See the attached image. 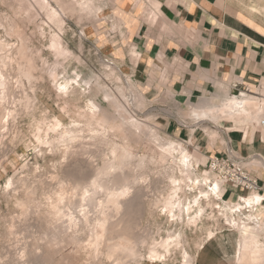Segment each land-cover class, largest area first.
Listing matches in <instances>:
<instances>
[{"label": "bare ground", "instance_id": "1", "mask_svg": "<svg viewBox=\"0 0 264 264\" xmlns=\"http://www.w3.org/2000/svg\"><path fill=\"white\" fill-rule=\"evenodd\" d=\"M4 1L8 4L11 1L15 5H12L13 17L0 16V28L5 36L0 34V73L6 74L7 85V104L6 107L0 108V121L7 112H12L13 116L9 123H0V152L5 147L9 125L14 130V134L8 139L9 143L13 144L19 140L25 143L24 133L18 129V124L20 120L30 118L27 128L36 138L39 150L46 147V152L49 150L51 156L59 157L57 160L50 157L51 172L48 175L50 184L46 180L37 179L35 184L26 186L28 182L25 183L23 180L25 178H16L15 174L8 176L5 182L7 183L9 178L13 180V187L4 188L6 191H16L15 183L25 185L17 200L21 215L27 216L31 211L38 213L41 228L39 234L42 233L45 245L50 249L33 254L39 260L38 263L70 264L78 253H83L90 259L88 264H100L102 259L107 260L109 264H140L142 261L164 263L177 261L179 264H194L195 253L201 247L202 241L214 235L211 229L203 225L202 220L222 219L228 227L235 229L239 234L237 264H264V209L262 210L260 206L262 197L249 192L244 197L233 193L229 200H225L223 195L227 188L234 191L239 189L231 182L220 179L211 171L209 165L200 163V150L197 146L189 145L195 138L194 131L197 128L209 139L217 137V131L204 126V122H233L238 125L246 122L260 126V120L264 119V97L246 96L249 93L244 91H241V95L236 93L224 97H220V94L203 96L195 102H190L188 97L185 104L191 107L189 117L195 125L190 127L189 141L184 144L175 136L169 133L161 134L155 126L133 118L127 113V105L142 107L143 102L140 99L143 94L135 93L137 86L131 87V93L124 95L119 90L122 97L120 99L100 83L98 75L93 74L90 78L76 75L74 78L61 75L58 68L42 71V68L38 67L37 58L28 51L29 38L20 28L16 18H21L19 20L21 22L23 19L31 21L36 13L42 11L47 19L56 21L58 30L51 36V52L56 58L64 55L67 59L72 57V52L66 50L63 45V16H79L80 11H83L98 17L103 5H110L111 0H97V3L96 0ZM9 37H13L15 41L12 42ZM74 60L78 63L79 57H74ZM110 65L113 63H109L105 76L118 82L120 79L114 75V69H110ZM46 83L50 93L55 96L57 106L69 118V122H63L56 115H48L45 110L42 116L35 117V109L38 108L36 92ZM61 84L69 85L67 95L59 91ZM87 87H90V90H87ZM98 87L102 89L101 94L97 91ZM100 95L106 105L98 98ZM90 106H94L96 111H91ZM182 118L185 120V117ZM219 139L222 143L223 137ZM157 140L167 143L157 145ZM149 143L152 146H149ZM168 144L174 145L175 149L170 153H162L161 149L167 148ZM9 150L4 149L3 152L7 154ZM113 151L117 152L116 157L111 156ZM125 153L133 157L129 162L131 166L120 172L128 181L127 193L121 192L120 185L106 187L101 184V187H106V191L98 197L97 206L103 202V207L98 213L96 209H90L93 215L84 224H69L68 227L73 231L68 233L63 219L52 207L56 201L50 202L49 198L61 193V186H63L61 194L66 196L68 191L78 185L90 184L106 167L120 168L124 163ZM184 158L189 161L187 168L180 163ZM141 160L144 161V167L137 170L135 165ZM2 162L3 160H0V168ZM207 162L209 163V157ZM24 167L23 164L22 168ZM181 173L185 175L182 176ZM36 177L38 178L37 175ZM174 179L181 181L179 192H174L172 184ZM188 180L191 181L190 184ZM187 189L192 191L189 192ZM152 190L156 192L154 198H150ZM37 195L43 196L42 199L38 200ZM173 196L178 197L179 205L186 209L182 212L181 207L177 206L172 213L176 219L161 211L163 205ZM196 197L201 199L197 202ZM145 199H148L147 204H144ZM189 202L194 204L191 209L188 208ZM158 208L169 228L165 230L157 228L156 231L154 229L155 235H152L153 232L140 229L141 219L145 214L151 215V212ZM86 228L87 236L81 239L80 236L84 235ZM202 229L204 239L195 240L193 234ZM88 236L92 237L90 243ZM63 245L73 246L74 252L71 255L59 254V246ZM192 248L194 252L191 251ZM160 257H163V260Z\"/></svg>", "mask_w": 264, "mask_h": 264}, {"label": "rangeland", "instance_id": "2", "mask_svg": "<svg viewBox=\"0 0 264 264\" xmlns=\"http://www.w3.org/2000/svg\"><path fill=\"white\" fill-rule=\"evenodd\" d=\"M111 1L109 2L111 3L110 5L108 4L107 6L103 5V10L98 14V17H95L91 14L88 15L87 12H83V11H80L79 16L78 15H72V16L67 15L68 17L66 15L63 16V21H64L63 31H62L63 45L66 50H70L72 52V57L67 59L65 58L64 55H60L58 58H56L51 52V48H52L51 36L54 33H56L58 30L56 21H51L47 19L42 11H39L38 13L35 14L34 16L35 18H33L34 20L31 19V21H29L28 19L26 20L22 18L23 22H21L19 21L21 20V18L19 17H18L19 19L16 18V20L17 22H19V26L23 30L25 35L29 38V44L27 49L37 58L36 60L38 62V67L42 68V71H48L49 69L58 68V71L61 75L63 74L64 76L67 75L69 77H74V78H76V75H80L82 78H86V77L90 78L93 74L98 75L100 78V83L101 84L103 83L106 86L107 90L110 89L111 93L118 96V98L120 97V99H122L121 95L119 94V90L122 93V95H124L131 93V87L137 86L135 89L136 90L135 93L139 94L142 93L141 92L142 87H140L141 86L140 83L135 82L132 75L131 76L134 82L130 78L129 76L130 74L125 65V60H123L122 57L123 54L120 53L119 55L117 54V50H121L122 46H127L126 39L128 37L126 35L127 34L126 26L130 24V22L128 21L130 19L127 17L126 12L124 10L117 9L118 8L117 5L120 4V6H124V4H126L128 0H111ZM95 3H97V0L95 1ZM148 3L149 5L146 7L144 14L142 16L143 20L145 21H147L148 19L151 20L155 16V13L159 12V9L161 7L160 4L155 0H148ZM12 5L14 6L15 4L11 3V1L8 4L5 3L4 0H0V16L13 17L14 14L12 11ZM153 10H156L157 12L154 13ZM245 14L247 16V13ZM20 17L22 16L20 15ZM255 17H256L255 19L253 18L252 19L258 22L262 26V29L264 31L263 17L261 16H255ZM128 29H129L128 36H130L131 28L128 26ZM0 34L3 37H5L1 28H0ZM9 39H12L11 40L12 42L15 41L13 37L12 38L9 37ZM76 56L79 57L78 63L74 60V57ZM136 59L137 56H131L130 60L128 61L134 64V60ZM109 63H113V65H110V69H114V75L120 79L118 82H116L113 78L111 79L105 76L106 72H108ZM116 86H119L120 88L117 89ZM220 87L221 86H216L215 89L205 93L206 97L216 96L217 94H220V97L229 95V93L225 90V88L222 87L220 88ZM87 90H90V87ZM97 91L100 92L101 94L102 89L98 87ZM224 92H226L225 95ZM236 93L237 92L234 91L231 92V94H236ZM170 95L168 96L162 95L156 99H148L146 96L145 98L142 95L143 97L140 99L143 102L142 107L141 108L136 107L134 104L127 105L126 111L131 117L141 121H145L147 124L151 126H155L156 128L159 129L161 134L169 133L165 129L166 123L168 122L169 118H175L182 125L183 129H186V133L189 134L190 127L194 126L195 123H193V121L190 120L189 117L191 113V107H188L185 104V100L188 97L184 98L183 101H178L174 99H169ZM246 96L256 97L257 95L249 93L246 94ZM98 98L102 99V95H100ZM198 99L199 98H193L190 100V102H195ZM36 101L38 104V108L35 109V117L39 118L40 116H42L44 113L43 110H45L46 112L49 113L48 115L53 114L59 117L63 122H69V118L64 113H62L59 107L57 106L55 96L50 93L47 83L41 88H39L38 91L36 92ZM102 102L106 105L103 99ZM165 111H169L171 113L168 114ZM182 117H185V120H183ZM180 120L183 121L181 122ZM29 121L30 118L22 119L19 122L20 124H18V129L22 130L23 131L22 133H24L23 135H24L25 143L24 142L21 143L22 141L20 140L18 142L17 141L14 142L13 144L9 143L10 140L8 139H10L11 135L14 134L13 128L9 125L8 128L9 127L10 128L8 130V134H6L7 138L4 143L5 146L4 149L5 151L8 149L10 150L7 152V154L3 152L4 149L2 152H0L1 154L0 160H3L2 168H0V264H15V262H19V264H24L25 261L29 262V264H39L38 263L39 260L33 254L40 253V251L42 252L45 250H50L49 247L45 245V241L42 233H41L42 236L39 234L41 232V228L39 227L38 213L31 211L30 213H28L27 216H23L20 213V207L17 204V200L18 197L22 194L25 185H22L21 183H15L14 186H16V191L14 190L6 191V189H4L5 188L4 185L6 184L5 182L7 177L11 176L12 174H15L16 178H21V179L25 178L23 179L25 183L28 182L26 186L35 184L37 179L46 180L47 183L49 182L48 184H50V179L48 175L49 172H51V167H50L51 161L49 160L51 158L57 160L59 157L58 155L56 157L51 156L49 154V150L48 152H46L47 149L46 147H41V149L39 150V147L37 146L36 138L32 134H30V131L27 128L28 126L27 123H29ZM203 125L207 126L208 128L215 129L219 134V135L217 134V137L213 139H209L204 135L201 129L199 128L195 129L194 134L197 136V138L205 137V140L207 141L208 144L217 143L219 145L220 144L227 145L226 143L228 141V138L227 139L225 138L227 137L226 133H229V130L235 128L238 129V124L233 122L214 123L212 121L210 123L204 122ZM175 137L183 141L184 144L188 143L189 141V136H183V137L175 136ZM222 137L225 142L221 143L219 141L220 140L219 138ZM148 145L152 146V144L150 143ZM189 145L193 147L197 146V148L201 152L200 163H203L206 166H208L207 160L208 157H210V154L205 153L203 148L198 146L199 145L198 143H194V139L192 142H189ZM202 153L206 155H202ZM23 164L25 165L24 168H22ZM47 167L50 170L47 169ZM38 168L40 172L37 171ZM36 175L38 176V178L36 177ZM41 176L42 178H40ZM47 177L48 179H46ZM151 195L152 196H150V198L152 197L154 198L156 196V192L152 190ZM38 196L39 195H37L38 200L42 199L43 197L41 195L39 197ZM147 202L148 199H145L144 204H147ZM151 213H152L151 215L145 214L143 219H141L140 229L153 232L152 235H155L154 232L157 230V228H161L163 230L169 228V225L165 221L164 216L161 215V211L159 210V208L154 209ZM10 219H12L13 221ZM50 220L52 219L50 218ZM30 222L32 223V225ZM202 223L203 225L205 224L206 225L205 227L211 229L214 233L218 231L219 234L215 235L214 238L207 240L204 243L203 245L204 248L201 249V254L203 253L205 254L208 251H210L211 247L217 250L216 253L220 254V251H218L219 249H221V244H222L220 234L223 233L226 235L229 234V237L231 238L232 242H231V246H229V249L225 251L226 254L225 259L228 261L229 264H235L234 255L237 246H235L234 241L237 239V237L239 239V234L237 233V231L233 228L228 227L225 224L224 220L222 219H218L217 221L202 220ZM5 229L6 230L8 229V231H6ZM10 231L12 233H9ZM38 234L40 235V237ZM193 236L195 240L198 239L203 240L205 236L204 230L203 229L197 230L196 233L193 234ZM202 242H204V240ZM59 248H60L59 254L71 255L74 252L73 246L70 245L59 246ZM30 249H33V251H31ZM191 251L194 252V248H192ZM29 252L31 254H29ZM21 254H23V256H21ZM89 260L90 259L85 254L78 253L77 256L72 259L71 263L88 264ZM142 262L140 264H179L177 261L171 263L150 262V261H142ZM100 264H109V262L107 260L102 259ZM130 264H135V263H130Z\"/></svg>", "mask_w": 264, "mask_h": 264}, {"label": "crops", "instance_id": "3", "mask_svg": "<svg viewBox=\"0 0 264 264\" xmlns=\"http://www.w3.org/2000/svg\"><path fill=\"white\" fill-rule=\"evenodd\" d=\"M155 1L161 6L159 12L153 10L157 15L147 21L142 16L148 0H128L124 6L117 5V9L126 12L131 28L128 36L125 25L130 38L117 54H123L129 76L133 82L140 83L144 97L156 99L171 94L169 99L181 101L189 97L191 100L206 96L216 86L231 94L244 88L253 92L258 83L264 84V31L253 20L255 16L264 19V0ZM132 53L137 56L134 64L128 61ZM234 84H238L237 88ZM165 129L175 136H189L175 118L168 119ZM226 134L227 145L208 144L205 138H197L195 134L194 143L210 155L223 154L230 148L248 174L256 179L258 187L243 191L227 188L223 198L229 200L233 193L242 197L247 192L254 193L262 197L263 210L264 125L244 122ZM218 234L216 231L212 238ZM220 237V254L213 247L201 254L205 240L195 253L194 264H229L225 251L232 241L229 234ZM236 252L237 247L235 264Z\"/></svg>", "mask_w": 264, "mask_h": 264}, {"label": "snow or ice", "instance_id": "4", "mask_svg": "<svg viewBox=\"0 0 264 264\" xmlns=\"http://www.w3.org/2000/svg\"><path fill=\"white\" fill-rule=\"evenodd\" d=\"M5 73H0V108L6 107L7 101H6V90L7 85L5 82ZM69 85L68 84H61L59 87V91L65 95L68 94ZM91 111L95 112L96 109L94 106H90ZM13 116L12 112H7L4 116L2 121L0 123L7 124L10 121V118ZM59 126V125H57ZM161 143H167V141H161L157 140L156 144L159 145ZM175 149V146L172 144H168L167 148L161 149L162 153H170ZM117 152L113 151L111 152L112 157H116ZM124 163L121 165L120 168L116 167H106L105 169L101 170L95 179L91 181L90 184L87 185H78L74 189H71L67 192L66 196L61 194L63 193V186H61V193H57L55 196L50 197L49 201L55 200L56 203L52 205L54 209H56L57 214L61 216L63 219V222L66 225V230L68 233H71L73 229L71 227H68L69 224L72 225H82L85 222L88 221L89 217L93 215V213L90 211V209H96L97 213L99 212V209L103 207V202L100 203L99 207L97 206V200L98 197L103 195L106 191V187H111L113 184H117L121 186V192L127 193L128 187L126 186L128 184V181H126L121 175L120 172L123 171L125 167H130V161L133 160V157H131L129 154L125 153L123 157ZM180 163L183 165L184 168H187L189 166V161L187 158H184L180 161ZM136 169L139 170L144 167V161L141 160L140 163L136 164ZM39 171V169H37ZM181 175H185L184 173H181ZM185 179H187V176H185ZM188 183L190 184L191 181L188 180ZM199 184V181L196 182ZM103 184L106 187H101L100 185ZM174 192L180 191V185L181 181L174 179L172 181ZM6 189H11L13 187V180L9 178L7 180V183L4 185ZM187 191L191 192V189H187ZM203 193H201V196ZM111 197H109V200ZM201 199V197H196V201L198 202ZM251 203V198L249 200V204ZM177 206L181 207V211H185L186 209L183 208L182 205H179L178 197L173 196L171 197L161 208V211L166 215H172L175 208ZM194 206L193 202H189L188 208L191 209ZM72 213H75V215H72ZM67 214V215H66ZM76 217H79L80 219H76ZM177 217L175 215H172V219H176ZM88 229H85L84 235L80 236L79 233H77L78 236H80L81 239L84 238V236H87ZM89 243L91 242L92 237L88 236ZM98 240L99 237H96ZM23 256V254H21ZM161 260H163V257H160ZM15 264H19V262H15ZM24 264H29V262L25 261Z\"/></svg>", "mask_w": 264, "mask_h": 264}, {"label": "built area", "instance_id": "5", "mask_svg": "<svg viewBox=\"0 0 264 264\" xmlns=\"http://www.w3.org/2000/svg\"><path fill=\"white\" fill-rule=\"evenodd\" d=\"M237 86L238 84H234V88H237ZM241 91L264 97V84L258 83L256 90L253 92H250L247 88ZM241 91L238 90L237 94L241 95ZM260 125H264V119L260 120ZM208 165L211 171L221 179L231 182L239 190H256L258 187L256 179L248 174L241 159L228 147L223 154L210 155Z\"/></svg>", "mask_w": 264, "mask_h": 264}]
</instances>
